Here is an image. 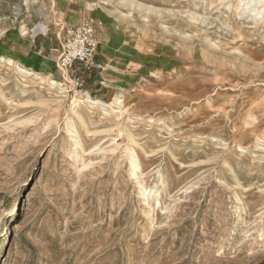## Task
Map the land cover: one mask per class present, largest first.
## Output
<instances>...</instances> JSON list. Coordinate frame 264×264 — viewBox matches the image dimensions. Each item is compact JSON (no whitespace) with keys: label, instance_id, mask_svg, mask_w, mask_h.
<instances>
[{"label":"rangeland","instance_id":"1","mask_svg":"<svg viewBox=\"0 0 264 264\" xmlns=\"http://www.w3.org/2000/svg\"><path fill=\"white\" fill-rule=\"evenodd\" d=\"M92 1L99 46L124 39L140 67L122 85L76 67L64 97L0 68V264H264V12ZM86 96L123 111L73 112Z\"/></svg>","mask_w":264,"mask_h":264},{"label":"crops","instance_id":"2","mask_svg":"<svg viewBox=\"0 0 264 264\" xmlns=\"http://www.w3.org/2000/svg\"><path fill=\"white\" fill-rule=\"evenodd\" d=\"M7 8V9H6ZM4 10V11H3ZM0 15V58H6L35 73L54 77L58 70L56 58L48 59L54 34L59 24L76 26L84 16L106 24L109 16L99 11L92 0H2ZM118 29H113L116 32ZM97 54L92 62L95 76L122 85L127 81V70L136 65V54L130 55L127 41L120 39L109 45V39L101 38ZM100 43V41H99ZM51 50L50 55L53 56Z\"/></svg>","mask_w":264,"mask_h":264},{"label":"bare ground","instance_id":"3","mask_svg":"<svg viewBox=\"0 0 264 264\" xmlns=\"http://www.w3.org/2000/svg\"><path fill=\"white\" fill-rule=\"evenodd\" d=\"M100 1H101L102 6H107V4L110 0H100ZM255 1H256V3H258L259 9L256 12V14L253 15L254 16L253 20L256 19L257 15H260L262 12H264V0H238L239 4L240 3L244 4V2H245L244 5H246V7H248L251 2H255ZM116 4L120 5L122 7L129 4V6H128L129 9H128L127 13L120 12L118 7L114 8V10L119 15V19L122 17L125 19H129L134 12H136V11L138 12L142 9L139 4H134L133 2H129L128 0H119V1H116ZM144 11L145 12H144L143 18H145L146 17L145 15L148 13L156 14V15L160 14L156 10L149 9V8L144 9ZM0 19H1V15H0ZM263 22H264V20H263ZM208 46L212 47L213 45L208 44ZM0 68H2V69L4 68L6 70H11L15 76L16 81H18L20 83L36 85L37 88H39L41 90H45L48 88L51 90H55L56 93L59 94L61 97H64V94L67 92L66 91L67 82L71 81L70 78L68 77L66 71H60L62 78H61V81L58 82V81L52 80L49 76H44V75H40L38 73H35L29 69H26V68L20 66L18 63L13 62V61L6 59V58L5 59L0 58ZM80 104L85 105V107H87L89 109L99 108V109H101V112H103V115H106V116L109 115V112H110V114H117V113H121L123 111V109L120 107L121 100L118 98H114L113 103L111 102L109 104L103 103L99 100H94L89 96H86L84 101H78L77 99H73L72 103H71V108H72L73 112H74V109L76 107H78ZM136 162L137 161L135 159H132L131 165L134 167L136 165Z\"/></svg>","mask_w":264,"mask_h":264},{"label":"built area","instance_id":"4","mask_svg":"<svg viewBox=\"0 0 264 264\" xmlns=\"http://www.w3.org/2000/svg\"><path fill=\"white\" fill-rule=\"evenodd\" d=\"M98 33V25L85 17L76 26L65 27L55 60L56 69L69 73L76 67H90L99 46ZM77 76L78 81L82 80L81 75Z\"/></svg>","mask_w":264,"mask_h":264}]
</instances>
